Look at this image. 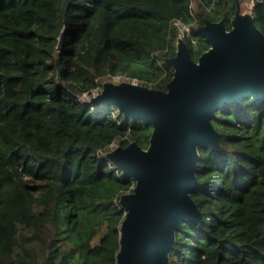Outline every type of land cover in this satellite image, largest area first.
I'll list each match as a JSON object with an SVG mask.
<instances>
[{
    "label": "trees",
    "instance_id": "obj_1",
    "mask_svg": "<svg viewBox=\"0 0 264 264\" xmlns=\"http://www.w3.org/2000/svg\"><path fill=\"white\" fill-rule=\"evenodd\" d=\"M239 6L0 0V264H115L118 201L134 181L105 154L114 141L145 149L152 127L80 96L119 75L164 90L173 76L165 64L175 55L171 20L194 22L184 42L196 60L208 49L196 28L221 18L229 28ZM251 10L264 33V0ZM215 112L219 146L197 147L189 192L202 221L175 231L169 264H264V100Z\"/></svg>",
    "mask_w": 264,
    "mask_h": 264
},
{
    "label": "water",
    "instance_id": "obj_2",
    "mask_svg": "<svg viewBox=\"0 0 264 264\" xmlns=\"http://www.w3.org/2000/svg\"><path fill=\"white\" fill-rule=\"evenodd\" d=\"M196 30L208 49L194 60L179 40L175 55L165 60L173 76L164 90L109 82L92 99L152 127L145 149L131 141L105 154L134 181L118 201L124 218L115 264H169L175 231L202 221L189 192L197 184V147L219 146L211 124L215 111L244 98L264 100V33L253 15L237 10L229 28L221 18ZM61 44L60 37L58 50Z\"/></svg>",
    "mask_w": 264,
    "mask_h": 264
},
{
    "label": "built area",
    "instance_id": "obj_3",
    "mask_svg": "<svg viewBox=\"0 0 264 264\" xmlns=\"http://www.w3.org/2000/svg\"><path fill=\"white\" fill-rule=\"evenodd\" d=\"M253 3H254V0H242V3L241 4L244 6V8L243 9H239L238 11L240 13H249V14L251 13L252 14V10L251 9H252ZM211 6H213V1L209 5V7H211ZM209 7L206 8V9L208 10ZM170 25L175 29V32H177V36H176V44H177V42L179 40H183L184 41V39L187 36H189V34L191 32L190 29L194 25V22L184 23L181 20L173 19V20H171ZM192 43L195 44V41L192 40ZM115 77L121 79L120 82H127V83H130L131 82V83H134V84L142 85V83L138 79H135V78H130V77L127 78V77L122 76V75L115 76ZM114 142H116V146H118L117 141H114ZM114 142H112L111 145H110V148L111 149H112V147L114 145ZM116 146H114V147H116Z\"/></svg>",
    "mask_w": 264,
    "mask_h": 264
},
{
    "label": "rangeland",
    "instance_id": "obj_4",
    "mask_svg": "<svg viewBox=\"0 0 264 264\" xmlns=\"http://www.w3.org/2000/svg\"><path fill=\"white\" fill-rule=\"evenodd\" d=\"M242 0H240V7L239 9H243L244 6L241 4ZM197 4V0H191V9L192 11L195 9ZM121 79L117 78V77H111V76H106V77H102L101 79H99V85L97 89H93L89 94H84L80 96V101L83 104H89L92 99L98 95V93L100 92L102 85L105 83H114V84H118L120 82ZM114 146H116V142H114V145L112 148H114Z\"/></svg>",
    "mask_w": 264,
    "mask_h": 264
}]
</instances>
